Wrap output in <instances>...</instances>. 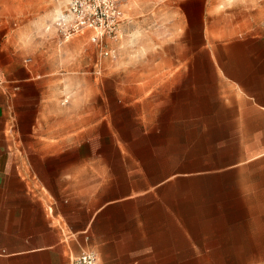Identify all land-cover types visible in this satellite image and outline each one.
I'll use <instances>...</instances> for the list:
<instances>
[{"label":"crops","instance_id":"0c3cea01","mask_svg":"<svg viewBox=\"0 0 264 264\" xmlns=\"http://www.w3.org/2000/svg\"><path fill=\"white\" fill-rule=\"evenodd\" d=\"M208 12L198 44L155 35L147 72L116 89L128 137L105 95L94 113L61 111L22 31L0 26V264L86 250L98 264L180 262L208 189L218 246L264 264V27Z\"/></svg>","mask_w":264,"mask_h":264},{"label":"rangeland","instance_id":"374dc122","mask_svg":"<svg viewBox=\"0 0 264 264\" xmlns=\"http://www.w3.org/2000/svg\"><path fill=\"white\" fill-rule=\"evenodd\" d=\"M117 1L125 20L117 37L106 40L110 55L101 53L89 40V31L63 36L56 20L66 10L68 0H0V26L5 32L17 31V40L21 34L25 37L24 59L42 70L45 79L54 80L49 83L50 92L58 93L61 111H75L77 117L94 113L99 106L103 108L100 95H105L107 113L119 137L130 136L132 128L127 110L116 100V89H129L131 79L138 77L139 72H147L150 53L153 55L157 46L155 35L165 34L167 41H173L182 33V43L192 48L200 41L201 16L217 10L245 27H264V0H215L212 8L193 0ZM185 13L187 19L183 18L181 27L179 16L184 17ZM200 196L203 205L191 207L203 226L191 231L196 244L189 245L187 256L180 262L163 264H255L232 261L227 246H218L212 228L210 189L203 190Z\"/></svg>","mask_w":264,"mask_h":264},{"label":"built area","instance_id":"2783aa9c","mask_svg":"<svg viewBox=\"0 0 264 264\" xmlns=\"http://www.w3.org/2000/svg\"><path fill=\"white\" fill-rule=\"evenodd\" d=\"M124 20L117 0H68L56 25L65 38L89 31V40L99 47L101 53L110 55L106 40L117 37ZM72 264H98V258L95 252L86 250L74 257Z\"/></svg>","mask_w":264,"mask_h":264}]
</instances>
